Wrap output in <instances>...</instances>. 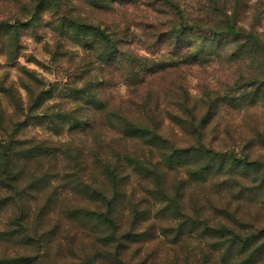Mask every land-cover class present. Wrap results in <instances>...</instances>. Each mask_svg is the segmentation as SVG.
I'll list each match as a JSON object with an SVG mask.
<instances>
[{
    "label": "trees",
    "instance_id": "16d2710c",
    "mask_svg": "<svg viewBox=\"0 0 264 264\" xmlns=\"http://www.w3.org/2000/svg\"><path fill=\"white\" fill-rule=\"evenodd\" d=\"M141 1H7L14 9L10 18H0V55L16 62L26 40L52 35L45 46L50 66L28 61L55 73L60 96L72 107L50 113L57 89L36 70L21 66L19 83L0 79V205L16 207L5 241L34 250L0 257V263L130 264L123 256L135 240L134 227L121 231L120 220L128 211L135 225L148 203L162 205L175 221L174 245L189 254L188 240L199 241L200 258L185 264H264V227L237 219L221 196L227 189L238 198L261 195L264 203V161L215 147L206 131L229 106L264 103V41L242 25L240 0ZM132 2H141L150 17L128 14ZM213 58L238 63L248 75L224 96L207 89L194 97L185 70ZM123 88L127 95L115 101L114 90ZM35 121L50 123L58 136L82 132L94 138L91 145L24 138ZM166 121L182 129L181 141L163 130ZM64 195L93 204L69 211L90 226L93 239H84L77 261L58 263L49 259L58 230L49 222ZM202 198L217 219L204 215Z\"/></svg>",
    "mask_w": 264,
    "mask_h": 264
},
{
    "label": "rangeland",
    "instance_id": "374dc122",
    "mask_svg": "<svg viewBox=\"0 0 264 264\" xmlns=\"http://www.w3.org/2000/svg\"><path fill=\"white\" fill-rule=\"evenodd\" d=\"M7 1L0 0V18H10L8 10L14 9ZM193 1L197 2L198 0ZM141 2L137 4L136 2L130 3V6L127 8L128 14L141 19L150 17L149 13L152 14L151 11L148 13V10L145 9ZM189 5H193V3ZM239 5L242 8L240 16L242 25L248 30L254 29L262 41H264V0H240ZM19 15L22 17L25 16L23 13H19ZM43 32L47 33L48 30H44ZM52 37V35H49L47 39H52ZM47 39L38 41L35 38H30L26 40L23 51L24 57L16 62H6L5 58L0 55V79H4L6 83H19L18 79L21 75L19 69L21 66L38 71L46 77L52 88L57 89L55 92L57 93V99L48 103L50 113H57L58 107H62L65 110H69L72 107L70 100L60 96L61 92L59 93V91L62 85H57L55 73H48L34 62L28 61V58L34 57L33 59L50 66V57L45 48ZM48 42L50 46H54L52 40ZM138 47L139 45H137V50L139 49ZM185 71V81L194 97H200L207 89H220L219 91H223L224 96L225 91H230V86L239 80L241 76L248 75L245 72L247 71L246 68L244 70L238 66V63L235 65L234 63L223 62V60L217 58H213L201 66H190ZM17 87H19L18 84ZM19 90L23 97H25L24 91L20 88ZM126 95V89L124 88L114 90L115 101H118L121 96ZM3 102L5 107H8L7 100L3 98ZM8 109V113H12L13 107L12 109ZM172 125L173 123L171 121H166L163 130L166 133L173 130L178 140L181 141L184 132L178 126ZM52 129L50 123L46 121H43L42 124L35 121L23 130L24 138H37L38 140L51 139L53 141H63L72 138L74 143L84 144L85 141L89 145H91L92 139L94 138V134L85 135L82 132L74 134L70 138L65 135L58 136ZM206 131L208 134L207 140L214 141L215 147L223 150L231 149V151H235L237 154L247 153L253 159L264 161L263 102H258L257 105H250L246 102L243 106L233 105L232 107H227L226 110L222 111L211 121ZM213 180V182L217 183L222 181V179L217 178ZM214 196L218 197L219 195L213 194V199L216 200L217 198H214ZM221 196H223V199L229 201L231 213L235 212L237 219L255 227H264V203L260 201L262 199L260 197L261 195L257 197L245 196V198H238L239 195H233L232 192L224 189V193ZM38 197L39 205H42L45 201L44 194L40 193ZM216 202L218 203V201ZM185 203L188 211H190L188 197ZM200 203L205 205V210H203L204 215L213 217V220L217 219L216 214L210 212L207 201L202 198ZM91 205L93 204L78 195H64L58 200L52 212L51 221L49 222V227H57L58 229L51 250L49 251V259L51 261L58 263L77 261L79 256L84 253V239H93V235L89 236L90 238L87 236V234L92 233L90 226L80 220L74 219L72 216L70 217L69 211L72 208H84V206L90 207ZM140 209L144 210L145 214L142 219L140 216V219L135 225L133 224L131 226L132 219L128 211L123 212L120 220L121 231L134 227L135 240L127 242V248L123 256L127 262L130 264H185V262L191 263L196 258H200L198 252L199 241L196 238L188 240L189 254H187L188 250L185 247L174 245L176 239L170 229L175 226V221L167 215L162 205L153 206L148 203H143ZM15 213L16 207L12 203L0 205V257H13L18 254L25 255L34 253L33 247L31 246H26L14 239L5 241L9 239L5 231L10 228V221L13 219ZM222 218L226 219L225 217ZM229 221L232 223L231 219ZM104 264H108V262ZM111 264L114 263L111 262Z\"/></svg>",
    "mask_w": 264,
    "mask_h": 264
}]
</instances>
